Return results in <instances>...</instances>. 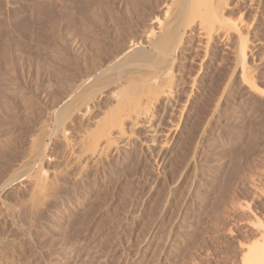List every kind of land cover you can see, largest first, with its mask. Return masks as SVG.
<instances>
[{"label": "rangeland", "instance_id": "374dc122", "mask_svg": "<svg viewBox=\"0 0 264 264\" xmlns=\"http://www.w3.org/2000/svg\"><path fill=\"white\" fill-rule=\"evenodd\" d=\"M159 2L163 0H0V104L7 108L0 112V141L9 136V147H17L33 114L62 92L60 81L72 82L92 65L94 44L121 45L142 29L151 12H160ZM260 5L254 22L245 17L252 23L249 48L255 50V42H262L247 62L259 58L252 63L260 61L253 77L264 91V0ZM227 58L219 55L217 66H209L205 86L192 98L193 111L175 160L164 171L151 165L150 170L137 146L132 155H115L106 167L93 169L87 181L75 184L66 176L61 195L74 205L71 221L57 220V200L28 232L1 224L6 240L10 238L1 263L53 264L63 245L73 251L68 264H79L88 247L103 253L97 264H242L247 250L261 243L257 224L264 222V103L253 97L248 102L235 81L208 119L231 72ZM196 147V162L183 169ZM51 154L56 161L46 167L66 172L72 164L69 150L57 144ZM8 157H0V167ZM13 190L5 196L13 198ZM87 261L80 263H96Z\"/></svg>", "mask_w": 264, "mask_h": 264}, {"label": "bare ground", "instance_id": "6f19581e", "mask_svg": "<svg viewBox=\"0 0 264 264\" xmlns=\"http://www.w3.org/2000/svg\"><path fill=\"white\" fill-rule=\"evenodd\" d=\"M157 4L161 6L160 12L155 13L156 15H153L154 11L151 12L152 15L143 22L147 23L142 25V29L139 28L140 31L132 34L130 39H125L121 45L107 44L101 47L102 44H94L91 55L95 59L93 58V63L90 61L92 65L89 64V69L86 67L88 70L86 69L85 73L80 72L78 78L75 75L76 79L72 78L73 81L70 80L69 83L60 81L61 78L58 79L60 83L56 80L62 92L60 95L59 92L56 93L58 97L51 98L50 105L33 114L34 118L27 128L26 138L19 140V143L23 141L22 145L18 143V146L16 141L17 147L10 148L7 141L9 136L0 141V157L5 159V156H9L8 160L6 158L7 163L0 167L2 227L3 224H8L20 231L33 228V224L42 219L43 213L51 204H56L57 200L60 204H57L59 206L56 208L57 220L69 221V216L74 214V205L72 201L64 199V196L62 198V188L67 183L64 178L67 176V179H71L75 184L87 181L93 169H102L115 155H132L137 146L142 149L141 154L149 164L150 170L151 166H154L159 168V171H164L162 169L168 162L173 161L179 148L177 146H180V139L185 136L182 135L183 131H186L184 123L189 120L193 111L190 109L192 98L205 86L207 70L213 63H217L215 60L219 55L220 58L229 57L231 72L229 71L227 78L223 79L220 97L215 100L211 117L208 119H211L219 108L225 89L235 81L238 83V89L242 90L240 92H245L244 98H247V101L253 97L264 103V91L257 87L253 77L260 61L258 64L252 63L259 58L255 61V57H251L254 61L251 65L248 64V58L253 54V49L249 48L251 38L248 40L252 23L245 18L250 16L249 19L253 22L257 19V13L261 9L260 0H163L162 4ZM261 43L255 42V48L261 46ZM218 63L220 65V62ZM1 94L2 92L0 96ZM0 107L1 112L5 106ZM3 109L7 111L6 107ZM240 114L237 113L236 116ZM83 122L88 124L84 129L81 125ZM77 126L82 130H77ZM57 144L67 148L72 159L69 169H65L66 172L46 167L47 163L55 160L51 151ZM197 148H191L193 154L191 153L190 158L187 157L188 161H185L183 169L190 168L196 162L193 161L198 153ZM159 171L160 174H157L161 176ZM10 190H13L14 194L17 193L13 198L6 197ZM257 226L261 243L255 249L247 250L242 257V264H264V222ZM65 229L63 227V230ZM9 240H6V235L0 228V264L4 263H1L2 252ZM88 248L79 261H96L94 263L97 264L103 253L98 255V251ZM55 255L53 264H68L73 259L72 249L63 245L58 247ZM79 261L76 263L81 264Z\"/></svg>", "mask_w": 264, "mask_h": 264}]
</instances>
